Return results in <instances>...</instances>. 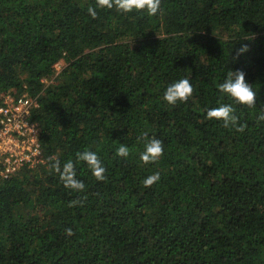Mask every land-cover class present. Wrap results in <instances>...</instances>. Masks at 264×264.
<instances>
[{
	"label": "trees",
	"instance_id": "16d2710c",
	"mask_svg": "<svg viewBox=\"0 0 264 264\" xmlns=\"http://www.w3.org/2000/svg\"><path fill=\"white\" fill-rule=\"evenodd\" d=\"M161 8L150 17L95 0H0V105L37 101L44 157L0 179V264H264V0ZM230 70L245 72L255 107L219 92ZM184 78L193 95L168 104L167 87ZM221 102L243 132L207 119ZM144 133L163 143L156 163L140 160ZM85 150L104 181L77 161ZM50 157L61 169L72 160L84 191L65 188Z\"/></svg>",
	"mask_w": 264,
	"mask_h": 264
},
{
	"label": "clouds",
	"instance_id": "9594fccd",
	"mask_svg": "<svg viewBox=\"0 0 264 264\" xmlns=\"http://www.w3.org/2000/svg\"><path fill=\"white\" fill-rule=\"evenodd\" d=\"M96 6L100 9H115L118 13H133L146 12L148 16L155 17L162 12V0H95ZM88 13L93 18H97L95 8L88 7ZM249 51L247 45L239 49L238 55ZM245 72L242 70L228 71L224 81L217 85L222 96H227L236 105H243L249 108L256 106L257 93L253 90V86L246 82ZM193 86L189 79H180L169 85L164 93L163 99L170 105H175L179 102H187L193 95ZM233 103H219L218 107L207 109L206 117L208 120L221 121L224 128H235L238 132H243L247 125L239 124V117L235 115L236 109ZM264 111V110H262ZM264 121V115L259 117ZM144 143V151L140 154V160L144 164L156 163L164 153V147L161 140L152 137L149 139L146 133L142 134ZM130 149L126 145H120L116 151V155L122 158H127L130 154ZM76 158L78 162H84L91 170L92 175L97 181L106 179V168L103 166L96 152L85 150L77 152ZM49 166L59 174V178L64 187L75 191L82 192L85 189V184L77 179L75 165L72 160L61 164L56 157L49 158ZM160 180V174L157 172L150 175L142 181L145 187H151ZM80 201H71L69 207H75ZM67 236L74 235L72 229L66 230Z\"/></svg>",
	"mask_w": 264,
	"mask_h": 264
},
{
	"label": "built area",
	"instance_id": "2783aa9c",
	"mask_svg": "<svg viewBox=\"0 0 264 264\" xmlns=\"http://www.w3.org/2000/svg\"><path fill=\"white\" fill-rule=\"evenodd\" d=\"M36 100L27 95L3 97L0 105V179L44 163L40 125L31 121Z\"/></svg>",
	"mask_w": 264,
	"mask_h": 264
},
{
	"label": "rangeland",
	"instance_id": "374dc122",
	"mask_svg": "<svg viewBox=\"0 0 264 264\" xmlns=\"http://www.w3.org/2000/svg\"><path fill=\"white\" fill-rule=\"evenodd\" d=\"M65 66V61L62 60L61 62H59L55 68L56 70V74L54 75V78L52 80H45L44 83L46 84V86L50 85L53 83V81H55V79L59 76L61 70L63 69V67Z\"/></svg>",
	"mask_w": 264,
	"mask_h": 264
}]
</instances>
